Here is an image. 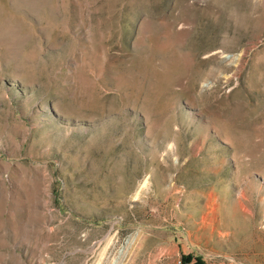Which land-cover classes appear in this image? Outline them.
Segmentation results:
<instances>
[{
    "label": "rangeland",
    "instance_id": "rangeland-1",
    "mask_svg": "<svg viewBox=\"0 0 264 264\" xmlns=\"http://www.w3.org/2000/svg\"><path fill=\"white\" fill-rule=\"evenodd\" d=\"M264 264V0H0V264Z\"/></svg>",
    "mask_w": 264,
    "mask_h": 264
},
{
    "label": "trees",
    "instance_id": "trees-1",
    "mask_svg": "<svg viewBox=\"0 0 264 264\" xmlns=\"http://www.w3.org/2000/svg\"><path fill=\"white\" fill-rule=\"evenodd\" d=\"M185 261H186V260H184V258H183V260L181 259V262H182L183 264H185Z\"/></svg>",
    "mask_w": 264,
    "mask_h": 264
}]
</instances>
